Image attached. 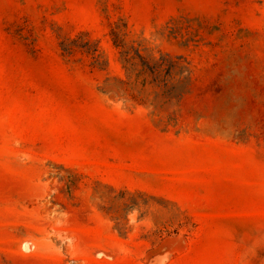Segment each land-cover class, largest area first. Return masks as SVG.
Wrapping results in <instances>:
<instances>
[{"label": "rangeland", "instance_id": "obj_1", "mask_svg": "<svg viewBox=\"0 0 264 264\" xmlns=\"http://www.w3.org/2000/svg\"><path fill=\"white\" fill-rule=\"evenodd\" d=\"M161 263L264 264V0H0V264Z\"/></svg>", "mask_w": 264, "mask_h": 264}, {"label": "bare ground", "instance_id": "obj_2", "mask_svg": "<svg viewBox=\"0 0 264 264\" xmlns=\"http://www.w3.org/2000/svg\"><path fill=\"white\" fill-rule=\"evenodd\" d=\"M161 251H162V250H161ZM163 252H165V250H164ZM168 252H169V251H168ZM159 253H160V252H159ZM159 253H158V254H159ZM158 254H156V255H158ZM151 255H152V254H151ZM159 255H161V254H159ZM162 255H163V254H162ZM149 256H150V255H149ZM168 256H170V255L168 254ZM153 257H154V255H153ZM160 257H161V256H160ZM167 258H168V257H167ZM149 259H150V258H148L147 261H149ZM156 259H157V258H155V260H156ZM161 259H162V261L164 260L162 257H161ZM167 260H168V259H167ZM147 261H146V262H147ZM154 262H155V261H154ZM148 263H149V262H148ZM157 263H158V262H157ZM161 264H162V263H161Z\"/></svg>", "mask_w": 264, "mask_h": 264}]
</instances>
